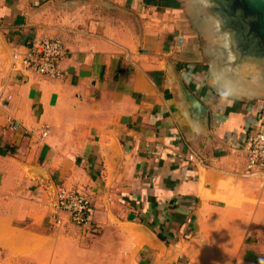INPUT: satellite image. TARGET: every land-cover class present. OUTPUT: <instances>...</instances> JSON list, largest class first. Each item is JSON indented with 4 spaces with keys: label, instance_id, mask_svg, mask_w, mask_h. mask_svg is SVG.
Segmentation results:
<instances>
[{
    "label": "crops",
    "instance_id": "0c3cea01",
    "mask_svg": "<svg viewBox=\"0 0 264 264\" xmlns=\"http://www.w3.org/2000/svg\"><path fill=\"white\" fill-rule=\"evenodd\" d=\"M189 19L182 0H0V264H264L244 151L264 56L219 55ZM43 37L59 78L13 63Z\"/></svg>",
    "mask_w": 264,
    "mask_h": 264
},
{
    "label": "built area",
    "instance_id": "2783aa9c",
    "mask_svg": "<svg viewBox=\"0 0 264 264\" xmlns=\"http://www.w3.org/2000/svg\"><path fill=\"white\" fill-rule=\"evenodd\" d=\"M66 54L67 50L62 40L43 37L28 41L25 53L23 55L15 54L13 63H18L40 75L59 78L62 76L59 63ZM260 119L257 129L250 134L244 151L248 172L260 174L261 184L264 188V115ZM48 133L49 129H44L43 136L48 135ZM54 207L57 212L68 213L74 225L91 227L92 203L84 194L61 188L57 193Z\"/></svg>",
    "mask_w": 264,
    "mask_h": 264
},
{
    "label": "rangeland",
    "instance_id": "374dc122",
    "mask_svg": "<svg viewBox=\"0 0 264 264\" xmlns=\"http://www.w3.org/2000/svg\"><path fill=\"white\" fill-rule=\"evenodd\" d=\"M239 2V0H182L183 7L186 9L188 16H190L189 20L193 22L194 28H197L206 40L210 41L213 39L212 41L218 42L219 55L231 57H234V52L227 45L233 39L232 33H238L235 28L239 25H243L242 28L245 30L248 27L245 23L246 19L242 21L244 17L239 18L240 21L236 18L240 14L236 7ZM244 35L245 39H251L248 31ZM251 50V46L245 48V51Z\"/></svg>",
    "mask_w": 264,
    "mask_h": 264
},
{
    "label": "water",
    "instance_id": "95a60500",
    "mask_svg": "<svg viewBox=\"0 0 264 264\" xmlns=\"http://www.w3.org/2000/svg\"><path fill=\"white\" fill-rule=\"evenodd\" d=\"M238 14L236 18L245 21L248 25L247 30L242 26H237V34L232 33V38L228 42V47L234 52V57L241 59L245 54H255L264 56V0H239ZM237 10V9H236ZM240 21V20H239ZM244 23V22H242ZM241 28V29H240ZM248 31L251 39H245L244 33ZM235 36L237 37L235 39ZM243 37V38H242ZM231 44V45H229ZM252 47L251 51H245V48ZM241 57V58H240Z\"/></svg>",
    "mask_w": 264,
    "mask_h": 264
}]
</instances>
